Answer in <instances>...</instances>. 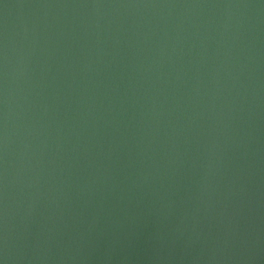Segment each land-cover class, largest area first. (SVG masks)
<instances>
[{
	"label": "water",
	"instance_id": "1",
	"mask_svg": "<svg viewBox=\"0 0 264 264\" xmlns=\"http://www.w3.org/2000/svg\"><path fill=\"white\" fill-rule=\"evenodd\" d=\"M0 264H264V0H0Z\"/></svg>",
	"mask_w": 264,
	"mask_h": 264
}]
</instances>
